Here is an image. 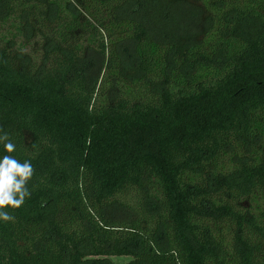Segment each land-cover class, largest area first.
<instances>
[{"label":"trees","instance_id":"obj_1","mask_svg":"<svg viewBox=\"0 0 264 264\" xmlns=\"http://www.w3.org/2000/svg\"><path fill=\"white\" fill-rule=\"evenodd\" d=\"M4 134L0 264H264V0H0Z\"/></svg>","mask_w":264,"mask_h":264},{"label":"clouds","instance_id":"obj_2","mask_svg":"<svg viewBox=\"0 0 264 264\" xmlns=\"http://www.w3.org/2000/svg\"><path fill=\"white\" fill-rule=\"evenodd\" d=\"M0 143L7 153H12L15 144L11 142L7 134L0 135ZM33 169L28 161L19 163L15 158L4 155L0 158V209L5 205L18 208L26 196L30 195L25 188L26 181L32 176ZM13 219L6 211H0V220Z\"/></svg>","mask_w":264,"mask_h":264},{"label":"rangeland","instance_id":"obj_3","mask_svg":"<svg viewBox=\"0 0 264 264\" xmlns=\"http://www.w3.org/2000/svg\"><path fill=\"white\" fill-rule=\"evenodd\" d=\"M110 258L113 264H125L131 259L129 257H123V256L122 257L115 256V257H110Z\"/></svg>","mask_w":264,"mask_h":264}]
</instances>
